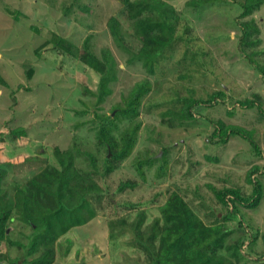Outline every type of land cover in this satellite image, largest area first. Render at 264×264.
<instances>
[{"label":"rangeland","instance_id":"1","mask_svg":"<svg viewBox=\"0 0 264 264\" xmlns=\"http://www.w3.org/2000/svg\"><path fill=\"white\" fill-rule=\"evenodd\" d=\"M128 1L144 4V14L152 18L166 9L173 12V29L180 37L159 57L153 73L137 56L129 60L143 42L130 33L137 32L128 12L122 13ZM242 2L0 0V74L8 82L0 83L5 196L14 201L18 186L52 166L60 168L56 152L71 148L80 175L104 189L89 205L95 217L62 233L50 246L42 244L32 255L26 251L32 227L11 218L6 232L25 246L1 241L0 264H30L28 260L46 249L55 254L49 264H151L149 236L163 225L162 207L174 193L206 223L222 220L224 228H230L216 244L218 253L235 264H264V196L255 208L240 204V212L230 218L210 187H237L250 196L254 183L248 172L259 166L253 179L260 180L264 190V2L246 14ZM112 16L122 22L124 45L112 34ZM242 25L249 31L243 43ZM55 34L69 40L76 53L56 46ZM88 38L91 52L99 58L111 54L115 60L116 77L101 102L100 74L80 58ZM147 79L151 88L139 115L113 119L118 141L133 124H141L133 152L105 174V156L112 155L99 139V128L108 123V115L115 116L134 85ZM220 90L225 95L217 96V104L196 105L192 121L167 112L180 110L183 97L202 101ZM245 98L254 101L252 108L238 103ZM220 120L248 129L262 155L240 135H231L225 144L211 143ZM20 127L24 135H12L10 129ZM128 179L138 185L119 191V184ZM152 242L158 246L159 237Z\"/></svg>","mask_w":264,"mask_h":264},{"label":"trees","instance_id":"2","mask_svg":"<svg viewBox=\"0 0 264 264\" xmlns=\"http://www.w3.org/2000/svg\"><path fill=\"white\" fill-rule=\"evenodd\" d=\"M263 2L264 0H244L241 3L243 14L248 13ZM145 10L144 4H140L138 1H128L127 8L122 13L128 12V22L131 28H136L137 32L130 31V33L139 36L143 42L142 47L136 53L138 55L131 56L129 60L134 61L137 56L153 73L156 64L160 61L159 57L164 56L168 48H174V44L180 36L173 29L172 10L166 9L155 18L144 14ZM109 26L115 40L120 45H124L125 35L122 33V22L119 18L112 16L109 19ZM242 27L241 43L245 41L244 39L249 33L246 25H242ZM52 41L56 46L64 48L70 53H76L69 40L55 34ZM88 42L89 38L85 42L86 49L84 48V52L81 51L82 53H80V58L100 74L101 82L97 94L98 100L101 102L111 91L108 83L116 77L114 72L115 60L111 54H105L99 58L90 51ZM32 74L31 68L28 70V76L31 77ZM149 82L148 79L137 82L130 93L125 96V103L116 108L115 116L108 115V123L99 128V139L103 145L107 146L108 152L112 155V158L105 156V174L111 173L118 161L131 155L141 125L140 123L133 124L131 129L128 128L122 134L121 141H118L113 135V131L116 129L113 119L122 115L126 119L132 118L133 120L139 115L142 100L151 88ZM0 83L5 86L8 85L7 80L1 74ZM224 95L225 91L220 90L212 95V98L216 100L211 98L200 101L191 95L186 98L183 97L181 98L183 104L180 110L170 109L167 112L180 121H192L196 117L194 108L198 103L217 104V96L222 97ZM238 103L244 108L246 106L252 108L254 101L245 98L239 100ZM262 110L264 111V109ZM10 132L12 135H24V129L21 127L10 129ZM231 135H240L247 139L254 146L256 153L262 155L260 145L251 138L248 129L241 125L230 127L220 120L216 123V130L209 141L225 144ZM2 146L3 143L0 144V152ZM75 156L72 148L62 152L57 151L56 157L60 168L52 166L32 178L28 184L18 186L15 189L14 201L4 194L3 181L7 172L0 166V242L7 240L10 244L25 246L24 243L11 239L6 232L8 222L13 217L19 218L21 222L30 225L33 229L29 236V247L27 246L26 250L29 255L37 253L42 244L50 246L51 243L57 241L62 233L95 217L96 213L92 212L89 205H92L93 196L104 189L96 180L80 175L75 167ZM258 171L259 166H253L248 172V180L254 183V191L250 196L243 195L237 187L220 189L210 185L218 201L228 208L230 218H234L240 212V204L247 208H255L260 204L264 196L263 184L260 180L253 179ZM137 185L138 182L128 179L119 184L118 190L124 191L127 188H135ZM137 204L130 202V206H137ZM162 212L163 225L159 228L158 224V233L153 232L154 234L149 236V248L152 251L151 264H235L227 254L216 251V244L221 238L225 239L230 230V228H224L222 220H216L212 224L206 223L178 193H174L169 198L162 207ZM225 217L227 219V216ZM239 222L242 224V219ZM155 237L160 239L158 246L154 242L151 243V239ZM54 260V251L46 249L28 260V263L49 264Z\"/></svg>","mask_w":264,"mask_h":264}]
</instances>
